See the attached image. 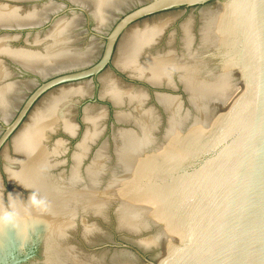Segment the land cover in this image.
I'll list each match as a JSON object with an SVG mask.
<instances>
[{"label":"water","instance_id":"1","mask_svg":"<svg viewBox=\"0 0 264 264\" xmlns=\"http://www.w3.org/2000/svg\"><path fill=\"white\" fill-rule=\"evenodd\" d=\"M261 8L0 0V264H264Z\"/></svg>","mask_w":264,"mask_h":264},{"label":"clouds","instance_id":"2","mask_svg":"<svg viewBox=\"0 0 264 264\" xmlns=\"http://www.w3.org/2000/svg\"><path fill=\"white\" fill-rule=\"evenodd\" d=\"M28 214V209L25 206H18L14 211L5 213L3 218H0V225H12L17 219H22Z\"/></svg>","mask_w":264,"mask_h":264},{"label":"snow or ice","instance_id":"3","mask_svg":"<svg viewBox=\"0 0 264 264\" xmlns=\"http://www.w3.org/2000/svg\"><path fill=\"white\" fill-rule=\"evenodd\" d=\"M244 7H247V8H250V9H255L256 8V6L255 5H253V4H246V5H244ZM261 17H264V8H261L260 10H259V13H258Z\"/></svg>","mask_w":264,"mask_h":264}]
</instances>
